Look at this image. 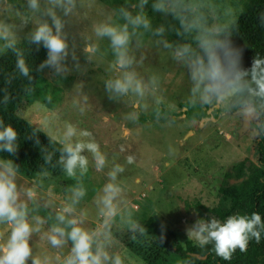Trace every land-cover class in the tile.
Here are the masks:
<instances>
[{
  "label": "clouds",
  "instance_id": "clouds-1",
  "mask_svg": "<svg viewBox=\"0 0 264 264\" xmlns=\"http://www.w3.org/2000/svg\"><path fill=\"white\" fill-rule=\"evenodd\" d=\"M8 8L14 20L0 19V55L14 54V74L29 85L34 71L47 70L61 82L71 74L86 77L102 69L104 94L128 107L126 121L138 123L149 108L160 120L162 105L169 111L176 105L161 94L159 74L142 71L143 50L155 49L180 70L185 108L201 118L235 112L243 121L242 132L251 129L253 136L264 138V55L257 53L245 67L242 49L231 39L245 10L240 0H108L107 6L99 0H22L20 10ZM258 20L264 26V11ZM31 46L46 52L35 69L28 59ZM7 101L4 95L0 104ZM77 111L83 116L86 105L79 104ZM40 130L59 145L58 164L76 182L58 204L51 193L41 204L42 185H18V167L0 156V226L6 228L0 234V264H125L115 250L112 225L126 227L134 239L146 232L124 196L119 177L125 166L113 162L108 167L107 181L94 197L99 222L89 226L87 210L79 207L88 194L80 178L92 168L104 172L107 152L91 131L69 120L55 134L46 124ZM18 146L17 130L0 120V153L10 157ZM51 158L46 153L45 163ZM133 162L127 156L126 164ZM37 233L47 245L39 251L32 243ZM187 236L228 261L237 249L243 253L250 241L264 238V218L256 211L199 218Z\"/></svg>",
  "mask_w": 264,
  "mask_h": 264
},
{
  "label": "rangeland",
  "instance_id": "rangeland-1",
  "mask_svg": "<svg viewBox=\"0 0 264 264\" xmlns=\"http://www.w3.org/2000/svg\"><path fill=\"white\" fill-rule=\"evenodd\" d=\"M247 1L240 0L242 5ZM99 2L108 5V0ZM21 3L22 0H0V19L14 20L9 16L8 6L15 12L21 9ZM155 22H160V17ZM143 52L146 59L142 71L158 73L161 94L176 105L166 120L141 118L134 125L126 121L128 107L110 101L104 94L102 69H92L86 77L71 74L61 82L52 80L46 70L40 83L48 96L46 101L24 98L17 114L38 129L46 124L52 134L62 127L64 120L91 131L108 154V166L99 173L92 168L80 178L88 189L79 205L87 210V224L93 226L99 222L94 197L107 181L108 167L113 162L121 163L125 166L119 177L126 189L124 196L134 205V216L144 224L146 232L136 234L134 239L126 227L114 223L111 230L115 250L124 257L125 264H179L178 260L173 262L170 252H163L159 239L170 237L172 230L177 241L190 240L196 244L187 236V229L197 217L193 203L200 201L211 207L219 201L218 187L230 165L247 158L256 160L257 137L251 129L241 131L243 121L235 112L198 120L186 118L179 107L185 91L180 70L155 49L145 48ZM81 103L86 105L83 116L77 111ZM151 111L149 108L141 117ZM43 132L50 136L47 130ZM129 155L134 157L131 165L126 164ZM75 182L63 171L56 177L38 174L28 178L20 173L17 176L20 186L42 185L38 189L41 204L49 193L58 204ZM5 232L6 228L0 226V234ZM32 243L37 251L47 247L42 233L34 234Z\"/></svg>",
  "mask_w": 264,
  "mask_h": 264
},
{
  "label": "trees",
  "instance_id": "trees-1",
  "mask_svg": "<svg viewBox=\"0 0 264 264\" xmlns=\"http://www.w3.org/2000/svg\"><path fill=\"white\" fill-rule=\"evenodd\" d=\"M244 12L238 19V30L231 37L232 41L242 49V63L250 66L252 58L257 54L264 55V26L258 20V14L264 11V0H248L243 3ZM46 58L43 48L39 51L31 46L28 51V59L33 69ZM15 56L12 53L0 55V99L8 96L6 104H0V120L13 126L18 133L17 152L9 157L7 153L0 156L12 159L18 167L19 173L28 178H34L38 174H48L56 177L62 173L58 164L59 145L51 139V136L33 126L17 114L21 101L41 99L46 101L47 94L40 86L44 72H33L31 85L22 77L14 74ZM31 89V90H29ZM183 108L181 114L191 120L202 119L192 110ZM162 120L167 119L171 113L161 106ZM177 114V112H173ZM218 116V115H217ZM215 116V117H217ZM154 117L152 111L142 116V120ZM140 118V120H141ZM256 160L244 159L230 165L223 175L218 187L219 201L214 206H206L200 201H195L193 207L197 213L196 220L216 216L224 219L227 215L236 211L251 213L259 212L264 218V138L255 141ZM52 153L49 163H45L44 155ZM170 237L159 239V247L165 254L171 253L173 262L179 264H264V238L259 243L250 241L245 252L237 249L228 261L216 256L211 246L201 249L190 240L183 243L176 240L172 230ZM171 259V260H172Z\"/></svg>",
  "mask_w": 264,
  "mask_h": 264
}]
</instances>
